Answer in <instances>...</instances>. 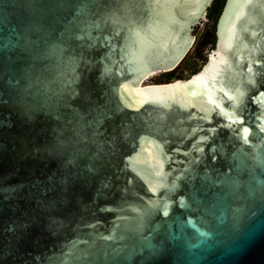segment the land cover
I'll return each mask as SVG.
<instances>
[{"label": "water", "instance_id": "95a60500", "mask_svg": "<svg viewBox=\"0 0 264 264\" xmlns=\"http://www.w3.org/2000/svg\"><path fill=\"white\" fill-rule=\"evenodd\" d=\"M211 2L0 0V264H264V0L136 89Z\"/></svg>", "mask_w": 264, "mask_h": 264}, {"label": "rangeland", "instance_id": "374dc122", "mask_svg": "<svg viewBox=\"0 0 264 264\" xmlns=\"http://www.w3.org/2000/svg\"><path fill=\"white\" fill-rule=\"evenodd\" d=\"M213 24V20L205 18L201 21L199 26H197L193 34V45L178 66L179 69L176 68V70L174 71L175 74H179V72H182L184 76L183 79H186L190 74L193 73V71H197L198 69H200V67L206 62L208 53L211 52V50H213L215 46V38H207L208 34L212 31ZM212 39H214V41H212L213 43L210 42ZM191 53L195 54V58L193 60H195L196 66L195 68H192V70L185 69L184 61ZM162 74L164 73H157L149 79H146L144 81V84H155L162 82Z\"/></svg>", "mask_w": 264, "mask_h": 264}, {"label": "trees", "instance_id": "16d2710c", "mask_svg": "<svg viewBox=\"0 0 264 264\" xmlns=\"http://www.w3.org/2000/svg\"><path fill=\"white\" fill-rule=\"evenodd\" d=\"M223 4H224V0H212L211 5L208 8L206 18L209 19V20H213L214 24L212 26V31L208 34L207 38H215V36H214L215 22H216V19H217L218 15H219V13H220V11L222 9ZM202 38H204V37H202ZM212 41H214V39H212L210 42L213 43ZM194 56H195V54L191 53L188 56V58L185 59V61H184L185 69L192 70V68H195V66H196L195 65V60H193L195 58ZM178 66L176 67L177 69H179ZM176 68L173 71H171V72L162 74V77H161L162 78V82H160V83H166V82L175 81L177 79H183L184 76H183L182 72H179V74H175L174 71L176 70ZM194 72L195 71H193V73Z\"/></svg>", "mask_w": 264, "mask_h": 264}, {"label": "bare ground", "instance_id": "6f19581e", "mask_svg": "<svg viewBox=\"0 0 264 264\" xmlns=\"http://www.w3.org/2000/svg\"><path fill=\"white\" fill-rule=\"evenodd\" d=\"M157 73L155 72V73H151V74H147L146 76H144V77H142L141 79H140V81H139V83L137 84V87H136V89H142V85H146V84H144V82L141 84V82L144 80V79H149L150 77H152V76H154V75H156ZM144 88H146V87H144Z\"/></svg>", "mask_w": 264, "mask_h": 264}, {"label": "flooded vegetation", "instance_id": "af4514ba", "mask_svg": "<svg viewBox=\"0 0 264 264\" xmlns=\"http://www.w3.org/2000/svg\"><path fill=\"white\" fill-rule=\"evenodd\" d=\"M221 12V11H220ZM219 15H220V13H219ZM219 15H218V17H219ZM218 17H217V19H218ZM217 19H216V21H217ZM216 23V22H215Z\"/></svg>", "mask_w": 264, "mask_h": 264}]
</instances>
